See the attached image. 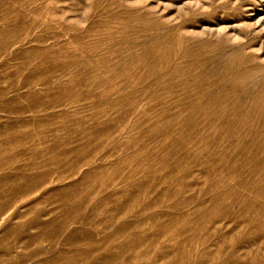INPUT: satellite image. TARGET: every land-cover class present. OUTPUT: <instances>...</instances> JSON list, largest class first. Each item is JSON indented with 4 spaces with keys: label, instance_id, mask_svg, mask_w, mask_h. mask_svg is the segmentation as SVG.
I'll use <instances>...</instances> for the list:
<instances>
[{
    "label": "rangeland",
    "instance_id": "374dc122",
    "mask_svg": "<svg viewBox=\"0 0 264 264\" xmlns=\"http://www.w3.org/2000/svg\"><path fill=\"white\" fill-rule=\"evenodd\" d=\"M0 264H264V0H0Z\"/></svg>",
    "mask_w": 264,
    "mask_h": 264
}]
</instances>
